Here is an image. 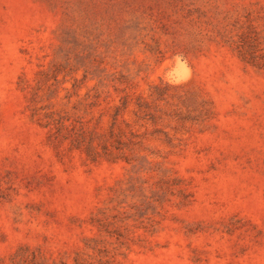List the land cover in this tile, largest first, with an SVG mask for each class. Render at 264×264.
I'll return each instance as SVG.
<instances>
[{
    "label": "rangeland",
    "instance_id": "1",
    "mask_svg": "<svg viewBox=\"0 0 264 264\" xmlns=\"http://www.w3.org/2000/svg\"><path fill=\"white\" fill-rule=\"evenodd\" d=\"M0 264H264V0H0Z\"/></svg>",
    "mask_w": 264,
    "mask_h": 264
}]
</instances>
